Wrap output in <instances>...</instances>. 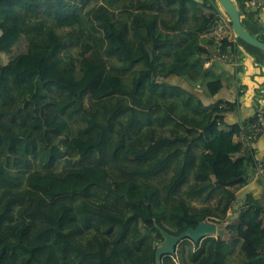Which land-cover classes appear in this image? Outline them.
Returning <instances> with one entry per match:
<instances>
[{"label":"trees","instance_id":"1","mask_svg":"<svg viewBox=\"0 0 264 264\" xmlns=\"http://www.w3.org/2000/svg\"><path fill=\"white\" fill-rule=\"evenodd\" d=\"M234 1L243 24L264 27V4L254 11L258 0ZM164 4L177 5L173 35L160 29ZM218 4L146 0L124 20L105 4L85 17L80 4L66 0H0V55L8 61L0 58V264H157L160 229L179 236L202 221H227L249 183L254 149L235 140L246 130L222 128L221 115L234 106L206 108L165 82L177 76L209 96L223 88L205 62L239 50L212 36L222 22ZM190 12L196 23L185 30ZM22 42L26 49L18 51ZM77 46L79 58L63 56ZM174 48V60L162 62ZM16 97L25 104L13 110ZM72 121L83 127L69 138ZM69 155L78 166L57 172ZM39 157L43 169L33 171ZM174 163L163 185L150 182ZM216 194L214 209L191 203ZM237 214L229 241L186 239L193 246L182 242L162 264H227L238 246L240 264H264V206L249 197ZM146 222L157 226L147 229L155 237L140 230Z\"/></svg>","mask_w":264,"mask_h":264},{"label":"crops","instance_id":"2","mask_svg":"<svg viewBox=\"0 0 264 264\" xmlns=\"http://www.w3.org/2000/svg\"><path fill=\"white\" fill-rule=\"evenodd\" d=\"M263 4L264 0H258L255 6L251 5V8L255 11L256 9H260ZM219 9L222 13L221 21L226 23L223 14L225 11L220 7ZM245 22L249 25L246 29L250 30L253 28L252 34L264 41V27L254 26L249 21ZM245 25L247 26V24ZM234 35L232 32L231 36L233 40L230 41L236 42L238 46L240 57L239 70L230 64L213 61L212 59L207 60L204 65V70L210 74V77L218 78L222 81L223 88L219 93L215 96H209L203 86H195L191 83L190 85L187 81L180 78H177V84L187 92L193 93L194 97L201 101L206 108H215L217 105L224 107L226 105L234 106L233 111L221 115L223 118L221 126L225 130L232 129L233 126H240L241 129L246 130L249 128V124L252 122L256 111L264 107V52L237 40V37ZM239 139L240 135L235 137L236 142H239ZM263 158L264 133L254 145L253 163L249 170V183L236 193L233 208L227 213V221L222 223V226L215 223L217 227H220L219 231L223 235L231 237L228 226L238 223L237 213L242 209L249 197H252L264 206V178L256 176L255 173L256 164ZM239 248L238 246L237 253L227 261V264L241 263ZM235 259H237V262Z\"/></svg>","mask_w":264,"mask_h":264},{"label":"rangeland","instance_id":"3","mask_svg":"<svg viewBox=\"0 0 264 264\" xmlns=\"http://www.w3.org/2000/svg\"><path fill=\"white\" fill-rule=\"evenodd\" d=\"M67 2H71V3H78L81 5L82 10H83V16L85 15V17L87 16L86 13H88L89 11H91L94 8H97L99 6L102 5H106L108 6L111 11H113L118 19H124L126 20L130 14V12H135L137 10V8H139V3L140 2H144L146 0H66ZM218 6L220 8L223 9V7L221 5L218 4ZM177 5H166L164 4L161 8V11L159 12L160 16H161V20L162 22L164 21L165 24H162L160 29L165 31L166 33H170L171 35L174 34V32L171 30L172 25L179 19V17L177 16ZM224 10V9H223ZM148 11H151L150 9ZM225 11V10H224ZM157 12V11H155ZM224 14V20L226 21V23H224L223 21L220 23V26L214 31V33H212V35L216 36L217 38V43L220 42V40L222 39H228L233 40L231 34H232V30H231V26L228 22V17ZM196 23V20L193 18L192 16V12H190L188 14V18L187 21L184 23L183 29L185 30H190ZM247 24L246 28L249 27L248 23H244ZM251 34H252V29H247ZM177 32V31H176ZM253 35V34H252ZM26 43L22 42L21 45L19 47H17V50L19 51H24L26 49ZM176 50V48L171 50V53H164L162 54V62H165L167 65L170 64L174 58H173V53ZM79 52H80V48L77 47H70L68 50H66L63 54V56H68L71 57L73 60L79 58ZM1 58V64L5 65L7 64V57H5L4 55H0ZM240 60V59H239ZM113 62V63H117L116 60L114 59H110L109 62ZM160 78H158V82H162L163 81V77L165 76V74L167 73V69L165 67H163L160 71ZM131 77H133L132 74H130L127 79H130ZM165 82L170 83L171 85L177 87V76H170L169 78L165 79ZM148 95H150V93H148ZM148 97V96H147ZM154 98V97H153ZM155 99V98H154ZM156 100H152V102H155ZM172 101L177 103V95L172 97ZM160 102V106L159 108L161 109V107L164 109L166 107L164 101H159ZM24 101L22 102V99L16 97V101L13 104V110L17 108V105H24ZM154 108H151V110H153ZM150 111V108L147 110L146 113H148ZM150 113V112H149ZM127 115L123 117V119H126ZM146 125L149 126L148 122L146 121ZM152 126L159 128V123L157 120H152ZM83 127V124L78 122V121H72L70 122V131L68 132V137L69 138H73L77 136L78 130L80 128ZM146 127V126H145ZM160 130L161 134L164 135H170L171 131L169 130L168 127H166L164 130H161L160 128L158 129ZM143 132H146V130H144ZM65 136H63V138H65ZM148 147V146H147ZM66 150V148H64ZM149 149V147H148ZM149 150H154V149H149ZM159 155V150L156 151H152L150 152V156H157ZM152 157V158H153ZM77 159L76 157H71L70 155L68 157H66L65 159L61 160L59 162V164L56 167V171L61 173L62 171H64L65 169L71 168L72 166H78L77 165ZM176 163V162H175ZM171 164L170 167L163 173L161 174L158 178L151 180L150 182L153 183L154 185H158L161 186L163 185V183L169 179V177L173 174V171L175 169V165L176 164ZM43 169V164H42V160L41 157L37 158L34 162V170L33 171H42ZM193 178L191 176L190 181H192ZM187 189V185H185L183 190ZM218 200H219V194H216L215 197L210 201L207 202L204 198H198V199H194L191 201V203L193 204V206L197 209L200 208H216L218 205ZM219 226H222L219 225ZM218 226V231H217V235H216V239H221L224 241H229L230 237L227 235H222L221 237L218 236L219 234V229L220 227ZM157 226L155 225V223L153 222H146V223H142L140 230H142L144 232V236L145 238H149V237H155L156 234L155 233H148L147 229H152V228H156ZM163 233H166L165 231H162ZM167 234V233H166ZM187 240H184L182 242V245L185 246L186 248L192 247V243H190V241L185 242ZM161 242H156L155 243V248L157 250V248L159 247ZM180 243V244H181ZM179 244V245H180ZM179 245H177L175 247V253H173V255L177 256V248L179 247ZM237 262V259H235Z\"/></svg>","mask_w":264,"mask_h":264},{"label":"water","instance_id":"4","mask_svg":"<svg viewBox=\"0 0 264 264\" xmlns=\"http://www.w3.org/2000/svg\"><path fill=\"white\" fill-rule=\"evenodd\" d=\"M225 10V13L230 19L233 32L236 37L244 43L253 46L264 52V41L252 35L244 26L242 22L241 13L234 0H217ZM164 241L160 243L156 250L157 264H162V259L166 255H173L175 247L186 239L192 240L194 243H201L207 238H215L217 235L218 227L215 223L202 221L199 222L196 228H188L179 236H173L163 229H160ZM165 231L166 233H163ZM219 231L218 236H222Z\"/></svg>","mask_w":264,"mask_h":264},{"label":"built area","instance_id":"5","mask_svg":"<svg viewBox=\"0 0 264 264\" xmlns=\"http://www.w3.org/2000/svg\"><path fill=\"white\" fill-rule=\"evenodd\" d=\"M251 5L255 6L256 3L253 2ZM263 8V7H262ZM264 12V10H263ZM239 55L235 52L232 56L228 54L215 55L213 61H221L225 64H230L231 66L237 67L239 65ZM264 133V107L259 108L254 114V120L249 125L246 131H243L240 136L239 142L248 145L251 149H254V145L257 140ZM256 176L264 178V158L256 164L255 167Z\"/></svg>","mask_w":264,"mask_h":264}]
</instances>
